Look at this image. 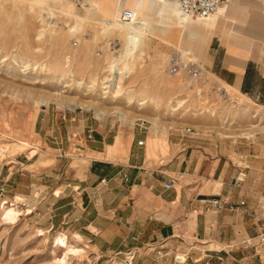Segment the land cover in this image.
Returning a JSON list of instances; mask_svg holds the SVG:
<instances>
[{
	"label": "rangeland",
	"instance_id": "rangeland-1",
	"mask_svg": "<svg viewBox=\"0 0 264 264\" xmlns=\"http://www.w3.org/2000/svg\"><path fill=\"white\" fill-rule=\"evenodd\" d=\"M71 3L73 0H0V143L15 144L11 151L0 148V179L10 173L15 176V183L0 181V188L3 187L0 204L4 199L13 201L17 193L23 196V200L16 204L20 212L14 222L3 221L0 210V264H128L124 259L130 256L95 254L86 241L74 237V230L46 225L41 210H34L36 197L44 188L40 186L39 193L34 185L26 192L16 188V184L21 183L20 179L29 183L32 176L28 171H40V167L51 165L60 152L50 148L48 141L35 132L36 116L39 118L49 113L52 123L60 127L62 142L58 146L63 148L61 158L69 178H82L86 169L76 159L79 153L75 150L76 145L84 150L79 142L84 143L85 136L81 127H77L85 122L92 128L98 126L99 130H103L104 124L111 126L113 136L118 132L122 141L119 154L123 156L137 119L147 122L148 131L142 134L148 156L152 151L151 138L165 139L167 144L170 142L171 150L162 154L163 157H170L180 148L193 145V140L200 139L209 138L212 142L218 139L248 140L264 144V107L244 100L237 91L230 89L244 111L237 106L225 107L212 99L209 112H205L204 104L194 96L188 77L167 73L170 53L188 47L196 58L195 63L202 68L203 77L208 80L200 85L204 89L210 88L212 82L223 85L205 67L207 43L185 38L177 42L176 34H162L159 29H153L141 47L142 58L126 60L116 57L112 64L107 53L102 57L95 53L103 49L109 39L119 38L102 32L101 25L97 23L100 16L86 15L83 5L70 8ZM73 40L78 41L77 46L72 45ZM120 51L121 41L118 55ZM108 66L114 71L121 68L126 76L120 96H114L115 88L110 83H101L104 77H109V73L106 74ZM92 79L97 85L92 86ZM108 84L110 89L102 88ZM127 96L132 99L128 100ZM40 99L49 101L46 109L36 105L35 101ZM138 100L143 104H138ZM69 104L76 106L69 107ZM84 105L94 106L106 116L99 119L93 109H86ZM117 112L125 114L124 122L119 120ZM52 123L50 121V125ZM66 126L71 127L69 131ZM186 127L194 130L193 134L189 133L190 137H182ZM250 129L256 131L254 137L240 135ZM230 135L239 136L230 138ZM25 142L27 145L23 144ZM34 142L39 152L29 158L28 152ZM150 157L155 162L160 158L153 154ZM233 160L239 161L237 158ZM27 207L33 209L31 214L25 213ZM192 229L191 220L189 225H176L174 236L166 243L151 241L137 249L131 264H188V259L182 260L186 258L185 254L194 257L196 242ZM59 233L65 234L73 245L82 247L86 255H69L64 262L58 261L64 251L53 246L52 239ZM231 245H235V251L241 249L240 236L237 235ZM244 251L242 263L264 264V244L255 243ZM175 256H183V259Z\"/></svg>",
	"mask_w": 264,
	"mask_h": 264
},
{
	"label": "crops",
	"instance_id": "crops-1",
	"mask_svg": "<svg viewBox=\"0 0 264 264\" xmlns=\"http://www.w3.org/2000/svg\"><path fill=\"white\" fill-rule=\"evenodd\" d=\"M166 1L177 5V0ZM121 2L83 3L90 5L102 19L110 16ZM222 6L215 16L191 18L189 40L208 44L205 67L216 79L237 91L244 100L264 107V0H229ZM50 121L49 113L36 116L34 130L59 154L51 165L40 167V171H28L32 176L29 183L20 179L21 183L16 184L23 192L33 185L37 192L40 186L44 188L36 197L34 210H41L46 225L74 230V237L86 241L93 253L110 256L129 250L137 252L151 241L166 243L174 236L176 225H189L191 220L196 247L194 257L185 254L188 264H244L241 257L244 249L235 251V245L231 244L237 235L241 242L264 227L263 221H257L262 216L260 205L264 200V144L200 139L170 157L162 156L170 152V142L162 151L151 145L150 156H160L155 162L144 146L136 144L143 139L142 133L133 129L123 156L119 154L122 141L118 132L113 136L111 126L104 124L103 130H99L98 126L92 128L85 122L77 127H81L85 137L84 143L79 142L84 151L78 152L76 159L86 169L82 178H69L61 158L63 148L58 146L62 142L60 127L50 125ZM69 128L66 126L67 131ZM85 131L91 132L90 139ZM113 145L116 148L112 155H107V147ZM240 170L244 179L235 183L234 177ZM170 177L177 181L172 188H163ZM1 180L15 183V176L10 173ZM16 195L23 199L21 194ZM211 196H220L229 203L244 200L245 205L233 210L213 209L204 202ZM253 201L261 203L253 207ZM27 208L32 213L33 209ZM83 254L86 255L85 250Z\"/></svg>",
	"mask_w": 264,
	"mask_h": 264
},
{
	"label": "bare ground",
	"instance_id": "bare-ground-1",
	"mask_svg": "<svg viewBox=\"0 0 264 264\" xmlns=\"http://www.w3.org/2000/svg\"><path fill=\"white\" fill-rule=\"evenodd\" d=\"M43 1L46 2L47 0H39V2H43ZM82 5L84 6L86 15H95L97 13L90 5L84 4V3H82ZM73 6H75V4L71 3L70 8H73ZM222 7L223 6H221L215 13H213L212 15L208 17L195 18V19H205V18L215 16L219 13ZM124 8L132 11L134 17L131 20H124L121 18V11ZM191 18L192 17H189L188 15L180 11L178 0H177V5L176 3H170L166 0H122V2L119 3L114 8L110 16H104L102 19L97 21V23L101 25L103 29L102 30L103 33H110L112 35H116L120 39V40L118 39L119 46H118L116 54H110L108 51H104V53L108 54L109 62H111L116 57L120 59H126V60L127 59L135 60V58H142L143 51L141 50V47L144 45L145 39L148 38L147 36L152 32L153 29H159L162 34H166V33H170L172 35L176 34L178 37L177 42H179L183 38L191 39V33H189L190 32L189 25L192 20ZM120 41H121V51H120V55H118V52L120 49ZM178 51L186 58L187 57L190 58L191 61L196 60V58L192 56L191 49H188V50L181 49ZM67 66H69V64ZM134 66L135 65H133L132 67L135 68ZM108 67L109 68L107 71H109V74H108L109 77H104L101 83L103 84L110 83L115 88L114 96H120L123 94L122 93L123 79L126 76L124 75V72L123 70H121V68L119 71H114L111 68V66H108ZM91 81H92V86L97 85L94 79H92ZM102 88L110 89V85L108 84L106 86H103ZM104 92H108V91L104 90ZM240 96L243 98L242 95ZM102 98H104V96ZM127 99L131 100L132 98L130 96H127ZM35 103L39 108L43 107L44 109H46L47 105L49 104V101L40 99V100H36ZM138 104H143V102L139 101ZM57 105L58 107H60L59 103ZM68 106L75 107L76 104H69ZM237 107L241 111L245 110V108L241 106L240 103L237 104ZM84 108L90 109V110L93 109L94 115L99 119H103L106 116V114L103 111L99 110L98 108L94 106L84 105ZM116 114H118L119 120L121 122H124L125 114L123 112H117ZM255 134H256V131L250 129L246 132L241 133L240 135H243L245 138H251V137H254ZM222 136L229 137V135L227 134H222ZM237 136L239 135H230V138H235ZM118 142H119V138L117 137L116 144ZM0 144H1L0 146L1 150L11 151L15 147L14 143L3 142ZM23 144L27 145L26 142ZM151 145H153L154 147H159L162 151L166 147V141L165 139L163 140V139H158V138H151ZM115 148H116V145L107 147V155H112ZM75 150L78 152L84 151L80 146H77V145L75 146ZM37 153H38V145L36 144V142H34L32 149H30L28 154H29V157H31ZM22 200L23 199L20 195H16L14 200L11 202L7 200H4L3 202H1L0 210H1V216H2L3 221H5L6 223H12L17 219V217L19 216L20 207L17 206L16 204H19V202H21ZM25 213L26 214L31 213V210L27 208ZM70 242L71 241H69L68 237L63 233L56 234L53 237L52 239L53 246L62 248V250L64 251L62 258L58 259V261L64 262L65 259L69 255L79 256L84 253L83 248L75 246ZM181 257L182 256H180V258Z\"/></svg>",
	"mask_w": 264,
	"mask_h": 264
},
{
	"label": "built area",
	"instance_id": "built-area-1",
	"mask_svg": "<svg viewBox=\"0 0 264 264\" xmlns=\"http://www.w3.org/2000/svg\"><path fill=\"white\" fill-rule=\"evenodd\" d=\"M85 0H73V3L78 6H82V3ZM229 0H178L179 9L182 13L188 15L192 18H204L212 15L215 13L223 4L228 2ZM134 17L133 13L129 9H122L121 11V18L124 20H131ZM83 38L85 35L82 36ZM73 46L78 45V41L73 40L72 41ZM119 46V40L118 39H109L107 42H105L103 49H98L96 51L97 57H102L104 54V51H108L110 54H116L117 49ZM167 73L169 75H185L188 77L190 82V87L194 90V96L199 102L203 105L204 111L209 112V109L212 106V102H210L212 99H215L217 102H219L221 105H224L228 108H235L238 104L237 98L231 93L230 89H228L224 84L223 85H217L216 83L212 82L210 83V88L204 89L203 86H201V82L205 83L208 80L203 77L202 75V68L199 67L195 61H191L190 58H186L183 56L179 51H173L170 53L167 61ZM106 73H109V71H106ZM213 97V98H212ZM146 121L142 120H135L134 123V129L138 133H146L148 131V128L145 126ZM194 130L190 127H186L183 130L182 137H190V134H193ZM91 132L88 131L86 138H91ZM136 144L138 146H145V137L143 139H139L136 141ZM185 144V143H183ZM189 147V145H188ZM244 172L239 171L236 176L234 177L235 183H240L244 179ZM177 181V178L170 177V179L163 183V188L169 189L172 188L173 184ZM0 191H3V187L0 188ZM2 194V193H1ZM204 202L207 204L208 207L213 209H221L224 207H227L230 210L236 209L238 206H244L245 201L240 200L239 203H229L226 199H222L220 196H211L206 199H204ZM261 203L260 201H253L252 206L257 207V204ZM260 208L262 209V216L259 217V214L252 211L254 214H256L258 218L257 221H263L264 222V200L263 203L260 205ZM255 243H258L260 245L264 244V227H262L254 237H248L246 239H243L240 242L241 248L246 249L250 246H254ZM135 251L129 250L125 252L124 254L130 255L125 256L124 261L128 262V264H131V260L135 255ZM119 253H115V255H118ZM256 255V253H255ZM175 258H179V256H175ZM180 259V258H179ZM182 260V259H181ZM183 262L186 261V258L182 260ZM210 264V263H206Z\"/></svg>",
	"mask_w": 264,
	"mask_h": 264
}]
</instances>
